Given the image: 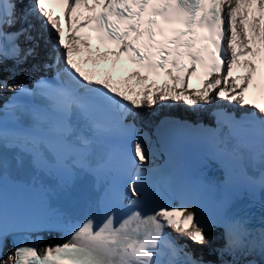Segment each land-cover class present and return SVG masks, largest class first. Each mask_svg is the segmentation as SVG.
Wrapping results in <instances>:
<instances>
[{
  "label": "snow or ice",
  "instance_id": "1",
  "mask_svg": "<svg viewBox=\"0 0 264 264\" xmlns=\"http://www.w3.org/2000/svg\"><path fill=\"white\" fill-rule=\"evenodd\" d=\"M50 2L0 0V72L11 62L7 78H0V99L12 93L0 103V148L7 139L2 114L10 113L29 133L33 163L42 162L47 155L61 168L87 170L86 156L93 143L87 133L109 131L96 116L101 105L123 118L166 101H183L200 113L222 99L253 112L237 120L227 111L217 110L212 113L217 128L206 131L216 134L227 128L228 138L221 140L220 152L243 167L250 159L251 145L240 138L239 130L258 129V183L264 188V102L247 95L254 88L264 96V0H93L91 4L88 0H56L68 24L67 41L62 17L46 6ZM81 6L94 13L83 22L76 16ZM97 8L101 9L98 13ZM82 28L89 29L86 36L78 35ZM45 31L52 35L53 51L61 53L57 64L62 62L63 68L54 81L41 78L29 88L17 77L36 57L40 42L47 43ZM93 32L101 44H116L112 55H127L139 66L132 76L140 82L149 80V75L141 74L144 71L157 76L163 72L173 83L148 84L143 93L133 96L116 88L110 79L93 78L73 58L80 52L78 44L90 47ZM108 56V52L103 54L105 59ZM241 57L248 59L241 62ZM238 63L245 74L233 77ZM200 69L206 79L201 87L192 89L191 79ZM22 97L28 99V105L21 103ZM182 126L190 125L185 122ZM130 162L134 175L126 184V193L135 199L124 212L109 209L99 218L88 215L75 222L61 214L35 221L33 227L63 232L61 241L43 247L40 237L21 242L0 264H212L187 243L178 247L169 240L168 229L200 247L212 244V230L222 229L223 244L214 249L221 257L246 247L248 230L241 220L206 214L194 205L151 199L147 174L135 167L151 162L149 148L140 141L133 146ZM4 166L0 151V179ZM8 235L0 183V253Z\"/></svg>",
  "mask_w": 264,
  "mask_h": 264
},
{
  "label": "bare ground",
  "instance_id": "2",
  "mask_svg": "<svg viewBox=\"0 0 264 264\" xmlns=\"http://www.w3.org/2000/svg\"><path fill=\"white\" fill-rule=\"evenodd\" d=\"M78 47L80 49H82L81 45H78ZM85 49V48H83ZM243 61V60H242ZM9 67H11V65H9ZM7 68H5L4 71L0 72V78H7V76L9 75V73L6 71ZM22 75L23 77L27 78L28 76H34V75H38V72L37 71H33V70H28V72L26 71H22L18 74V77ZM217 102V101H215ZM228 103H235V102H229L227 101ZM166 105H168L167 101L165 102ZM208 107V106H207ZM163 106L161 107H158V110L162 109ZM153 110V107L152 108H143L142 111H137L136 112L138 113V119L139 121L143 124V125H149V124H153L156 122V119L153 118L151 116V111ZM197 113V112H195ZM203 113V112H201ZM210 235L212 236L213 238V242L211 245H208V246H205V247H200V246H197V245H193V247L195 249H197V251L205 256V257H210V258H215V259H220L224 262H226L227 264H244L247 260H244L238 256H231V255H224L223 257H221L217 252L214 251V249L220 247L222 245V234L220 232H215V233H210ZM53 239V238H51ZM191 244V242H189ZM4 260H7V257H5V259H3L2 261ZM1 261V262H2Z\"/></svg>",
  "mask_w": 264,
  "mask_h": 264
}]
</instances>
